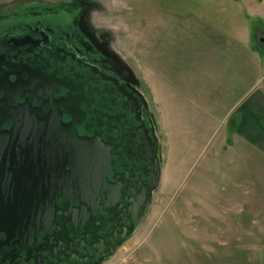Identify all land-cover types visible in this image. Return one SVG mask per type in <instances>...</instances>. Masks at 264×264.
<instances>
[{
	"label": "flooded vegetation",
	"instance_id": "1",
	"mask_svg": "<svg viewBox=\"0 0 264 264\" xmlns=\"http://www.w3.org/2000/svg\"><path fill=\"white\" fill-rule=\"evenodd\" d=\"M89 5L0 14V133L34 129L42 143L48 119H59L60 129L74 125L101 142L110 163L100 184L58 198L54 224L35 240L0 232V264H105L138 233L159 191L163 143L153 103L110 34L90 20ZM33 147L22 160L28 166L10 158L0 166L1 191L42 199L48 179L62 177L63 150Z\"/></svg>",
	"mask_w": 264,
	"mask_h": 264
},
{
	"label": "rangeland",
	"instance_id": "2",
	"mask_svg": "<svg viewBox=\"0 0 264 264\" xmlns=\"http://www.w3.org/2000/svg\"><path fill=\"white\" fill-rule=\"evenodd\" d=\"M72 1L0 0V14L33 12L40 7L62 10ZM86 1L92 23L110 34L142 79L163 143L161 181L154 203L138 233L105 264H168L175 254L182 259L184 240L197 251L201 242L213 249L225 244L230 250L263 242V152L251 146H228L231 136L220 146L222 132L232 133L236 128V115L226 112L224 126L220 125L221 110L216 115L219 122L207 119L200 109H212L215 103L200 101L199 93L193 102L180 99L172 104L181 114L172 118L157 84L170 81L182 88L179 78L182 82L189 65L183 54L184 37L207 33L213 26L221 30L224 47L227 35L238 33L240 48L255 52L256 86L264 91V0ZM191 42L200 49L199 38ZM207 194L212 197L202 198ZM206 206L224 214L219 219L209 216L212 219L205 222L199 213ZM192 226L198 230H190Z\"/></svg>",
	"mask_w": 264,
	"mask_h": 264
},
{
	"label": "crops",
	"instance_id": "3",
	"mask_svg": "<svg viewBox=\"0 0 264 264\" xmlns=\"http://www.w3.org/2000/svg\"><path fill=\"white\" fill-rule=\"evenodd\" d=\"M187 36L188 38L184 37L187 42L186 44L184 42L183 54L188 58L189 65H186L185 69L188 71L182 74V82L179 78L182 88L170 81L166 83L159 80L157 84L158 92L165 98L169 116L171 113L172 118L181 117L172 104L180 99L184 102H193L199 93L200 101L203 100L207 104L215 103L212 109L215 108L216 112L207 107L200 109L207 119L211 117L218 121L216 115L221 112L220 125L224 126L226 112L229 114L232 111L233 115H236V128L232 133L227 129L222 132L223 140L220 146L227 144V138L231 136L232 142L228 146H251L254 151L259 150L264 154V91L256 86L255 52L246 46L240 48L238 33L227 35L228 45L224 47L221 30L213 26H210L207 33ZM197 38L201 40V47L204 45V48L196 49L192 42L189 43V40L194 41ZM160 74L158 73V76H162ZM210 196L212 197L207 194L202 198L207 200L211 198ZM216 196L219 197L218 194ZM250 206L252 204L249 202L248 207ZM199 214L200 218L207 222L212 219L209 216L216 215L219 219L224 213L220 209L219 212L217 210L214 212L212 208L206 206ZM190 230L198 229L192 226ZM192 246L191 242L184 240L182 259L175 254L168 260V264H264V241L250 243L245 250H241L240 247L230 250L225 244L213 249L206 242H201L199 251Z\"/></svg>",
	"mask_w": 264,
	"mask_h": 264
},
{
	"label": "water",
	"instance_id": "4",
	"mask_svg": "<svg viewBox=\"0 0 264 264\" xmlns=\"http://www.w3.org/2000/svg\"><path fill=\"white\" fill-rule=\"evenodd\" d=\"M61 124L59 119L53 118V123L51 118L48 119V129L42 140L43 144L40 142L41 132L38 130L33 129L30 132L27 130L25 133L11 129L0 133V166L9 158L21 161L27 158L28 160L27 153L35 152L33 146H49L48 153L51 150H56L51 146H58L59 150H63L64 155L63 161L58 160L57 163L59 174L62 177H58V182L55 179H48L46 197L42 199L17 198L0 190V232H4L8 239H16L17 242L26 239H29L27 241L35 240L40 230L47 229L54 224L58 211V198L61 195L71 196L74 191H77L76 189L86 188L87 190V187H93L95 183L100 184L105 175L102 170L110 165L101 142L79 136L74 130V125H62L63 129H60ZM36 125L34 123L31 127H36ZM28 143L32 146L30 149L29 147H19L29 146ZM10 152L18 155L13 156ZM15 164L16 168L29 165L24 161ZM50 167L52 166L49 163L48 168ZM158 178L157 171L153 187H157ZM57 183L58 187H56ZM146 211L147 208L138 218L134 228L128 234V238L140 227Z\"/></svg>",
	"mask_w": 264,
	"mask_h": 264
}]
</instances>
